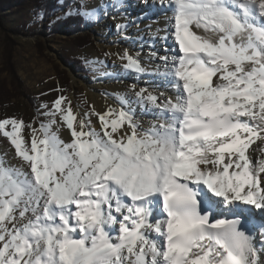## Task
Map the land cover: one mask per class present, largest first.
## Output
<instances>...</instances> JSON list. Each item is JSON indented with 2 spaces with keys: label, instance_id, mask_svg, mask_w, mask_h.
<instances>
[{
  "label": "snow or ice",
  "instance_id": "snow-or-ice-1",
  "mask_svg": "<svg viewBox=\"0 0 264 264\" xmlns=\"http://www.w3.org/2000/svg\"><path fill=\"white\" fill-rule=\"evenodd\" d=\"M153 6L174 44L156 69L173 95L132 85L134 99L79 119L60 96L41 105L38 128L0 120L28 169L0 156V264H261L247 225L264 212V156L249 154L264 142V0ZM96 13L104 5L84 14ZM120 58L147 72L127 50Z\"/></svg>",
  "mask_w": 264,
  "mask_h": 264
},
{
  "label": "rangeland",
  "instance_id": "rangeland-1",
  "mask_svg": "<svg viewBox=\"0 0 264 264\" xmlns=\"http://www.w3.org/2000/svg\"><path fill=\"white\" fill-rule=\"evenodd\" d=\"M76 1L82 3L83 14L94 4V0ZM85 16L88 24L83 30L74 35H67L62 31L50 34L32 4L21 12L6 14L4 24L7 28L23 27L34 34L14 37L17 43L12 56L15 73L10 74L6 71L9 62L4 60L6 36L0 24V120L14 117L23 120L25 125L31 124L32 127L38 128L41 120L48 119L41 115L46 111L41 105L48 104L51 108L53 102L60 96L67 97L72 108L90 111L87 86L97 84L110 68V64H117V60L111 57L110 49L106 45L100 46V43L102 44L98 37L100 22L104 20V24L110 25L109 34L112 37H116L115 28L118 27L115 19H110L109 13L99 19L93 15ZM81 36L90 37V45L86 48L78 47L74 43ZM38 42L42 43L40 50ZM80 59L84 62L83 69L78 62ZM105 91L104 87L99 90L102 93ZM68 131V135L67 131L65 133L71 139L70 130ZM29 135L30 130L25 128L26 139ZM5 154L15 156V151L7 138L0 135V156Z\"/></svg>",
  "mask_w": 264,
  "mask_h": 264
},
{
  "label": "bare ground",
  "instance_id": "bare-ground-1",
  "mask_svg": "<svg viewBox=\"0 0 264 264\" xmlns=\"http://www.w3.org/2000/svg\"><path fill=\"white\" fill-rule=\"evenodd\" d=\"M139 2L141 3L138 4ZM100 5H104V13H96L93 16L99 19L100 17L107 16L109 13L110 19H115L117 23L116 27L117 25L124 26L123 28H115L116 37H112L109 34L110 25L108 23L104 24V20L100 22L101 28L98 29L99 40H102L100 46L105 47L104 45H106L110 49L111 57L117 60V64H110V68H106L107 70L97 84L87 86L86 89L90 97L91 109L88 111L73 108L74 112L79 113L78 119L85 113L91 112L93 108L97 112H104L109 107L119 108L118 98L121 96L134 99L132 85H135L137 90L143 87L149 91H153L157 95L161 92L167 96L173 95V90L170 88L166 89L159 86L163 77L156 71L157 67H159L160 72H163V62L159 57L166 54L171 55V51L166 52L165 50L174 47L172 38L170 37L168 41H164L160 38L164 35V32L158 31L165 27V12L161 11L158 7H154L153 0H148L147 4L143 0H110V2L108 0H94V4L88 9H94ZM195 30L203 34L202 30ZM125 50L140 60L142 65L147 69L145 74L139 75L123 67L125 61L120 57ZM153 52L156 53V56L152 55ZM100 59L104 63L103 58L100 57ZM102 87L106 88L105 93L99 92ZM150 111L151 109H149ZM142 113H144V109L137 107V118L141 120L144 127H147L152 116ZM90 119L92 125L99 130L98 118L91 116ZM57 122H60L59 116L57 117ZM66 131L68 135V129L61 126L60 136L67 142L70 141V136L66 135ZM262 148H264V142L260 140H257L251 146L249 154L253 160L264 156V153L261 152ZM13 154H5L4 156L12 164L19 165L27 171V165L21 161L19 162L16 156H12ZM255 217L258 223L251 235L254 237L257 249L261 250L264 249V235L261 234L264 212L263 215L259 214V216L255 213ZM260 260L261 264H264V250L260 251Z\"/></svg>",
  "mask_w": 264,
  "mask_h": 264
},
{
  "label": "trees",
  "instance_id": "trees-1",
  "mask_svg": "<svg viewBox=\"0 0 264 264\" xmlns=\"http://www.w3.org/2000/svg\"><path fill=\"white\" fill-rule=\"evenodd\" d=\"M31 4L34 5L36 12L40 16L41 21L46 24L50 34L62 31L67 35H74L80 33L83 27L88 24L86 16L82 13L83 5L76 0H0V24L6 36L4 60L9 62V68L6 71H9L10 74L15 73L12 56L17 43L14 37L29 36V34L33 35L34 32H30L23 27L7 28L6 24H4L6 23L5 17L8 12H21L26 10ZM38 43V48L40 46L42 48V43ZM74 43L78 47L86 48L90 45V37H78ZM78 62L83 69V60L80 59Z\"/></svg>",
  "mask_w": 264,
  "mask_h": 264
}]
</instances>
